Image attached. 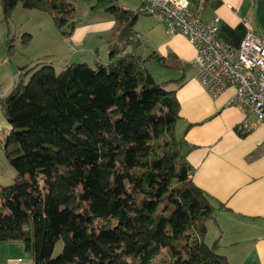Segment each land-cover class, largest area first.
<instances>
[{
  "label": "trees",
  "instance_id": "trees-1",
  "mask_svg": "<svg viewBox=\"0 0 264 264\" xmlns=\"http://www.w3.org/2000/svg\"><path fill=\"white\" fill-rule=\"evenodd\" d=\"M18 3L48 14L65 37L79 20L69 0H0L5 21ZM89 10L114 18L109 63L37 65L0 98L16 172L0 185V244H23L32 264H153L161 250L168 264H228L204 239L222 205L191 179L176 90L146 68L170 64L137 53L138 12L116 0ZM30 40L25 33L20 44ZM124 44L132 51L120 55Z\"/></svg>",
  "mask_w": 264,
  "mask_h": 264
},
{
  "label": "crops",
  "instance_id": "crops-1",
  "mask_svg": "<svg viewBox=\"0 0 264 264\" xmlns=\"http://www.w3.org/2000/svg\"><path fill=\"white\" fill-rule=\"evenodd\" d=\"M96 1L89 0L78 11L77 0H70L79 14L71 34L62 36L53 25L57 32L53 37L55 46L46 41L45 48L35 52L33 49L22 52L19 30L12 34L7 24L0 29V98L8 96L19 82L24 83L30 69L46 64L43 58L49 55H56L65 63L59 67L51 64L57 70L71 64H87L86 61L94 65L109 63L108 40L114 18L102 11L91 13L89 8ZM116 1L123 9L138 12V0ZM187 1L188 12L202 22L217 20L218 37L223 43L238 48L248 31L262 37L253 27L264 11V0ZM28 14L38 19L36 27L23 33H31L27 46L30 48L35 35L42 32L40 21L44 17L31 11ZM133 31L142 45L137 49L138 54L148 56L154 52L170 64V68H161L149 62L146 68L157 83L170 82L168 89L176 90L180 105L176 136H183L193 147L187 154L193 168L191 179L196 187L222 205L214 220L207 223L204 239L209 237L208 245L217 242V252L226 257L228 264H264V123L255 113L229 104L233 88L215 97L204 90L192 63L193 45L180 33H170L164 19L139 14ZM122 49L120 55L132 51L127 44ZM9 132L10 125L0 106V134ZM13 261L8 256L6 264Z\"/></svg>",
  "mask_w": 264,
  "mask_h": 264
},
{
  "label": "built area",
  "instance_id": "built-area-1",
  "mask_svg": "<svg viewBox=\"0 0 264 264\" xmlns=\"http://www.w3.org/2000/svg\"><path fill=\"white\" fill-rule=\"evenodd\" d=\"M138 13L156 15L194 47L193 65L204 90L215 97L229 88L230 105L243 107L264 123V40L248 31L238 48L223 43L217 20L204 23L188 12L187 0H138Z\"/></svg>",
  "mask_w": 264,
  "mask_h": 264
},
{
  "label": "rangeland",
  "instance_id": "rangeland-1",
  "mask_svg": "<svg viewBox=\"0 0 264 264\" xmlns=\"http://www.w3.org/2000/svg\"><path fill=\"white\" fill-rule=\"evenodd\" d=\"M69 2H70V0H69ZM88 2H89V0H77L76 4H77L78 11L81 9V7H83ZM30 11L32 13H41L40 15H42L44 17L40 21L41 25H42V32L37 33L35 35L36 40L34 39L35 42H33V44L30 46V48H28L29 44H27L26 46H22L20 44L21 47H23L22 52L27 53L29 51V49H33L31 51H34V52L38 51L39 49H44L46 46V41L48 43H51L53 46H55V42H54L55 39L53 37H55V35H56L55 33H57V32L53 26L54 24L52 23V21H53V20H51L52 18L48 14H45V13L40 12L38 10L25 9L22 7L21 3H18L16 8L13 10L12 14L10 15L9 19L6 21L4 20L3 9H2V5L0 4V22L3 21V23L0 24L1 25L0 29H3L4 27H6V24H7L9 26V31L12 34L15 32L17 33L19 30L20 33H18V35H19L18 42H20V39L22 38L24 30H26V29L31 30L32 28L37 26V24H35V22L38 19L34 16L31 17L30 14H28V13H30ZM140 15H144V14H140ZM253 31L256 34H260L262 36L261 38L264 37V11H262L258 15V18L256 21V26L253 27ZM26 33L31 34L30 31L26 32ZM25 47H27V48H25ZM54 51L57 53L56 50H54ZM50 52H52V50H50ZM101 54H103V53H101ZM83 56H85V54H83ZM43 59H45V60H43ZM43 59L42 60L44 61V63L49 64V65L53 64L54 67H59L61 64L65 65L64 62L61 63V59L56 57V55H53V56L49 55ZM96 60H99V59L97 58ZM86 63L90 67L95 66L94 63H91L90 61H86ZM76 64H82V62L76 63ZM34 72L35 71H28L26 78H25V81H24V84H26L28 82L30 76ZM177 135H178V132H177ZM6 137H7V134H5V135L0 134V185L1 186L11 185L14 182V179L16 176L15 169L10 166V164H9V162L5 156L4 145H5ZM41 183H42V181H41ZM208 240H209V237L206 238L205 242L207 243ZM61 248H62V240L57 242L55 249H54V255H57L60 252ZM19 249H20V251H19ZM8 256H10V258L12 256L13 260H15V261L8 263V264H32L31 253H28L25 250L24 245L21 243L0 244V264H6V260H7ZM153 264H168V257L165 254L164 250H161V252L153 259Z\"/></svg>",
  "mask_w": 264,
  "mask_h": 264
}]
</instances>
